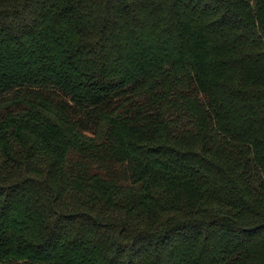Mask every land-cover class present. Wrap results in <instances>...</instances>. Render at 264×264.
I'll return each mask as SVG.
<instances>
[{
	"label": "trees",
	"instance_id": "1",
	"mask_svg": "<svg viewBox=\"0 0 264 264\" xmlns=\"http://www.w3.org/2000/svg\"><path fill=\"white\" fill-rule=\"evenodd\" d=\"M0 264H264V0H0Z\"/></svg>",
	"mask_w": 264,
	"mask_h": 264
}]
</instances>
